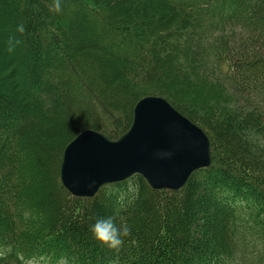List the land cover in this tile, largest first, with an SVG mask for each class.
I'll use <instances>...</instances> for the list:
<instances>
[{"label":"trees","instance_id":"16d2710c","mask_svg":"<svg viewBox=\"0 0 264 264\" xmlns=\"http://www.w3.org/2000/svg\"><path fill=\"white\" fill-rule=\"evenodd\" d=\"M52 3L0 0V264H264V0ZM147 95L205 130L211 165L177 190L69 192L66 145L119 138ZM108 215L132 229L119 250L90 231Z\"/></svg>","mask_w":264,"mask_h":264},{"label":"water","instance_id":"95a60500","mask_svg":"<svg viewBox=\"0 0 264 264\" xmlns=\"http://www.w3.org/2000/svg\"><path fill=\"white\" fill-rule=\"evenodd\" d=\"M205 130L166 98L147 95L134 107L130 128L111 139L82 130L65 147L63 186L79 197H94L104 185L142 175L154 189H180L190 175L212 163Z\"/></svg>","mask_w":264,"mask_h":264},{"label":"clouds","instance_id":"9594fccd","mask_svg":"<svg viewBox=\"0 0 264 264\" xmlns=\"http://www.w3.org/2000/svg\"><path fill=\"white\" fill-rule=\"evenodd\" d=\"M51 11L59 13L62 11V0H53ZM17 31L24 32L23 25L17 26ZM20 41L14 37H10L7 42V50L12 53ZM90 231L93 237L101 244L106 245L110 249L119 250L124 244V238L131 234V226L126 222L117 224L115 217L112 215L98 216L94 222L90 224ZM60 264H68L67 260L61 259Z\"/></svg>","mask_w":264,"mask_h":264},{"label":"rangeland","instance_id":"374dc122","mask_svg":"<svg viewBox=\"0 0 264 264\" xmlns=\"http://www.w3.org/2000/svg\"><path fill=\"white\" fill-rule=\"evenodd\" d=\"M219 75H220V72H219ZM250 252L251 251L248 248L244 247L241 252V256H240L241 262H237V263L238 264H254L253 257L250 255ZM34 264H48V263H45L42 260H37V261H34Z\"/></svg>","mask_w":264,"mask_h":264},{"label":"bare ground","instance_id":"6f19581e","mask_svg":"<svg viewBox=\"0 0 264 264\" xmlns=\"http://www.w3.org/2000/svg\"><path fill=\"white\" fill-rule=\"evenodd\" d=\"M32 263V262H31ZM34 264V263H33Z\"/></svg>","mask_w":264,"mask_h":264}]
</instances>
